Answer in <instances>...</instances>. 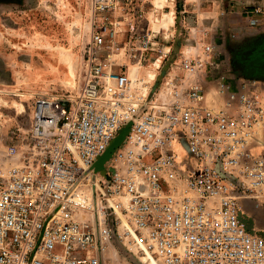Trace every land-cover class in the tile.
<instances>
[{"label": "built area", "instance_id": "obj_1", "mask_svg": "<svg viewBox=\"0 0 264 264\" xmlns=\"http://www.w3.org/2000/svg\"><path fill=\"white\" fill-rule=\"evenodd\" d=\"M86 2L80 88L35 99L5 147L17 159L0 163V264H264L248 208L264 210V80L221 70L204 41L150 93L128 64L158 46L135 29L151 0ZM125 126L101 183L94 165Z\"/></svg>", "mask_w": 264, "mask_h": 264}, {"label": "rangeland", "instance_id": "obj_2", "mask_svg": "<svg viewBox=\"0 0 264 264\" xmlns=\"http://www.w3.org/2000/svg\"><path fill=\"white\" fill-rule=\"evenodd\" d=\"M162 1L151 0L138 18L136 31L155 34L159 43L140 65L128 64L135 82L149 84L150 93L157 92L169 65L184 56H200V46L211 33L218 38L220 60L234 73L264 78V13H254L231 41L223 32V17L213 12L221 0ZM159 2L164 6L160 8ZM194 8L202 13L188 10ZM170 11L174 17L171 24L163 18V12ZM89 18L86 0H0V163L17 159L8 156L5 147L10 136L26 135L35 99L56 101L80 88ZM157 58L161 61L155 68L151 62ZM151 73L152 79L148 78ZM98 177L105 183L106 172L100 170ZM249 207L254 210L256 224L264 228V210ZM116 246L120 257L138 262V253L120 243Z\"/></svg>", "mask_w": 264, "mask_h": 264}, {"label": "crops", "instance_id": "obj_3", "mask_svg": "<svg viewBox=\"0 0 264 264\" xmlns=\"http://www.w3.org/2000/svg\"><path fill=\"white\" fill-rule=\"evenodd\" d=\"M220 2L221 3L218 2V4H215L216 8H213V12H215V14L218 13V15H221L223 17V32L225 35H228H226L227 40L229 39L231 41L233 40L232 38L237 37V32H239V30L243 28V23H248V21L254 17V12L252 10L255 6H260L264 10V0H221ZM188 10H190L191 12H196L197 15H200L202 13V10L200 8ZM184 11L186 10L184 9ZM248 25L250 24H246L245 26ZM204 36L205 38H207L206 35ZM208 36L209 38L205 42L211 41L215 44L218 43V38L216 37V35H213L211 33ZM223 69L228 70L226 62H222L221 70ZM240 77L245 78L244 75ZM248 208L254 214V210H252L250 207ZM251 212H249V214Z\"/></svg>", "mask_w": 264, "mask_h": 264}, {"label": "water", "instance_id": "obj_4", "mask_svg": "<svg viewBox=\"0 0 264 264\" xmlns=\"http://www.w3.org/2000/svg\"><path fill=\"white\" fill-rule=\"evenodd\" d=\"M239 73V71H236ZM241 74V73H240ZM246 76V77H249V78H257V79H260V80H264V78L262 77H257V76H252V75H246V74H242V76ZM129 126V125H128ZM128 126H125L123 127L119 134L115 137V139L112 141V143L108 146V148L106 149V151L103 153V155L96 161L94 167H95V171L97 170H102L103 169V163L109 159V157L111 156L112 152L121 144L123 138H124V135L127 131V128ZM252 221L249 220V224L251 223Z\"/></svg>", "mask_w": 264, "mask_h": 264}, {"label": "bare ground", "instance_id": "obj_5", "mask_svg": "<svg viewBox=\"0 0 264 264\" xmlns=\"http://www.w3.org/2000/svg\"><path fill=\"white\" fill-rule=\"evenodd\" d=\"M163 1H166V0H163ZM162 1V2H163ZM158 2V1H157ZM160 3V2H159ZM158 3V4H159ZM158 4L156 3V5L158 6ZM164 6V4L163 3H160V8L161 7H163ZM164 14H163V18H165L166 17V19L168 18V20H167V22L169 23V24H171L173 21H174V17H173V12L172 11H170V12H168V13H165V12H163ZM164 21V20H163ZM166 23V22H165ZM165 23H159L161 26H163V27H165L166 26V24ZM167 23V24H168ZM161 58V57H160ZM160 58H157L155 61H152L151 62V65L153 66V67H158L159 66V63H160V61H161V59ZM153 73H151V74H149V76H148V78H150V79H152V77H153ZM135 80V79H134ZM141 81H143V80H141ZM87 197L89 198V200H92V194H91V192H88L87 193ZM92 203V202H91ZM108 206H110V207H114L115 208V210H116V212L118 213V215L119 216H121V213H120V210L116 207V205L114 204V202H113V200L111 199V198H109L108 199ZM153 263H155L154 261H153ZM153 263H151V264H153Z\"/></svg>", "mask_w": 264, "mask_h": 264}, {"label": "flooded vegetation", "instance_id": "obj_6", "mask_svg": "<svg viewBox=\"0 0 264 264\" xmlns=\"http://www.w3.org/2000/svg\"><path fill=\"white\" fill-rule=\"evenodd\" d=\"M244 74V73H243Z\"/></svg>", "mask_w": 264, "mask_h": 264}]
</instances>
